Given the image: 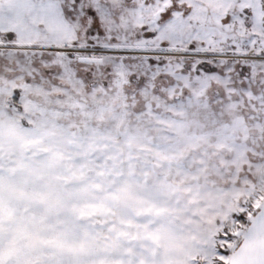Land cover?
I'll use <instances>...</instances> for the list:
<instances>
[{"label": "snow or ice", "instance_id": "snow-or-ice-1", "mask_svg": "<svg viewBox=\"0 0 264 264\" xmlns=\"http://www.w3.org/2000/svg\"><path fill=\"white\" fill-rule=\"evenodd\" d=\"M0 264H264V0H0Z\"/></svg>", "mask_w": 264, "mask_h": 264}]
</instances>
